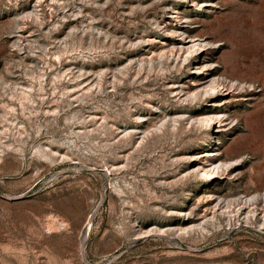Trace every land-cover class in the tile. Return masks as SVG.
<instances>
[{"label": "rangeland", "instance_id": "1", "mask_svg": "<svg viewBox=\"0 0 264 264\" xmlns=\"http://www.w3.org/2000/svg\"><path fill=\"white\" fill-rule=\"evenodd\" d=\"M0 264H264V0H0Z\"/></svg>", "mask_w": 264, "mask_h": 264}]
</instances>
